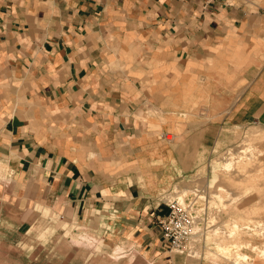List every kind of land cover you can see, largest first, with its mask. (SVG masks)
<instances>
[{
  "label": "crops",
  "instance_id": "crops-1",
  "mask_svg": "<svg viewBox=\"0 0 264 264\" xmlns=\"http://www.w3.org/2000/svg\"><path fill=\"white\" fill-rule=\"evenodd\" d=\"M207 1L0 0L12 197L103 236L106 264H192L164 197L223 128L264 125V7Z\"/></svg>",
  "mask_w": 264,
  "mask_h": 264
},
{
  "label": "rangeland",
  "instance_id": "rangeland-1",
  "mask_svg": "<svg viewBox=\"0 0 264 264\" xmlns=\"http://www.w3.org/2000/svg\"><path fill=\"white\" fill-rule=\"evenodd\" d=\"M228 1L264 7V0ZM223 129L222 138L206 157L200 159L201 166L195 171L192 181L176 184L167 193L170 199L178 196L185 199L196 194L206 209L202 234H198L191 243L195 255L188 258L192 264L200 261L252 264L262 260L264 125L256 122ZM258 129L259 135L253 133ZM231 159L235 165L228 170L226 164ZM10 176L7 169L0 172V258L17 259L20 264H77L81 260L106 264V259H118L122 255L121 252H108L106 239L90 228L62 219L42 205L34 208L26 205L24 200L16 201L10 190ZM234 195L236 200L232 199ZM231 233L234 234L232 237ZM71 238L80 240L82 244L73 246ZM240 243L252 247L240 249L237 246ZM219 245L224 246L223 251L227 250L228 256L220 251ZM253 246L257 249L253 250ZM238 253L247 254L249 260H236Z\"/></svg>",
  "mask_w": 264,
  "mask_h": 264
},
{
  "label": "built area",
  "instance_id": "built-area-1",
  "mask_svg": "<svg viewBox=\"0 0 264 264\" xmlns=\"http://www.w3.org/2000/svg\"><path fill=\"white\" fill-rule=\"evenodd\" d=\"M212 1L208 0L207 6ZM164 200L169 213L160 221V225L170 251L187 257L194 256L191 243L202 229L206 217L201 197L195 194L185 199L180 197L170 199L166 196Z\"/></svg>",
  "mask_w": 264,
  "mask_h": 264
},
{
  "label": "bare ground",
  "instance_id": "bare-ground-1",
  "mask_svg": "<svg viewBox=\"0 0 264 264\" xmlns=\"http://www.w3.org/2000/svg\"><path fill=\"white\" fill-rule=\"evenodd\" d=\"M253 133H257L258 135L261 133L260 132V130L258 129V130H254L253 131ZM227 168H228V170L229 169H232L233 167H234V162L232 161V159L231 160H229L228 162H227ZM6 170V168H4L3 167V165L0 163V172L1 171H5ZM6 179V178H5ZM4 180V179H3ZM6 183V181L4 182V184ZM248 190V189H247ZM178 197H180V198H182V199H184V197H182V196H178ZM234 198H232L233 200L235 199H237L236 197V195H234L233 196ZM243 227L246 229V228H248L246 225H243ZM235 228H238V226L236 225L235 226ZM259 228H262V227H260L259 226ZM261 230H263L262 232H261V235H262V237H264V229H261ZM199 234H202L201 233V230L199 231ZM49 235V234H48ZM234 235V234H233ZM232 235V233H231V236L230 237H232L233 236ZM59 236V235H58ZM59 238H60V236H59ZM81 239V238H80ZM85 239L87 240V238H82L81 240L82 241H85ZM58 242H60L59 241V239H58ZM70 242L72 243V245L73 246H75V247H78V246H80V244H82L81 243V241L80 240H78V239H75V238H71L70 239ZM87 242H90V240L89 241H87ZM27 244V243H26ZM235 245H237V244H235ZM240 249L242 248H244V246H246L245 248H249V247H252L250 244H246V245H244V244H242V243H240L239 245H237ZM219 247V249H221L220 251H223V248H224V246L223 245H219L218 246ZM106 249H108V252L109 251H111V252H113V253H117L118 251H120L119 249H115V250H113V249H110V247H108V248H106ZM257 249V247L256 246H253V250H256ZM227 250H224L223 252H225V254L228 256V251L226 252ZM1 253V252H0ZM217 255H221V254H218V253H216ZM261 258H263L264 259V251H262V254H261ZM236 260H242V261H248L249 260V256L247 255V254H244V253H238L237 254V257H236ZM237 263H239V261H237ZM248 264H251V263H248Z\"/></svg>",
  "mask_w": 264,
  "mask_h": 264
}]
</instances>
